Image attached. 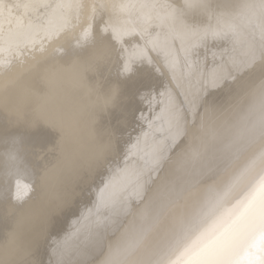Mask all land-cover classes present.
<instances>
[{
	"label": "snow or ice",
	"instance_id": "obj_1",
	"mask_svg": "<svg viewBox=\"0 0 264 264\" xmlns=\"http://www.w3.org/2000/svg\"><path fill=\"white\" fill-rule=\"evenodd\" d=\"M77 28L75 48L45 63L26 97L35 105L28 125L43 124L60 134L63 163L55 174V185L62 194L49 198L39 215L29 210L18 218L17 230L8 234L5 248L18 258L0 260V264H41L28 259L30 249L15 246L18 230L37 220L46 225L69 203L74 183L86 180L106 163L114 150L115 133L110 127L97 126L99 114L123 108L125 100L136 96L137 85L144 79L142 69L162 72L160 56L170 79L158 96L149 93L140 99L151 97L154 117L148 120L149 132L144 136L152 133L157 122L164 135L152 133L153 148L133 170L131 186L127 181L110 180L100 189L96 207L105 209V214L97 215L88 243L84 247L69 244L68 237L54 241L49 264H264V0L238 4L24 0L11 6L0 2V53L11 55L0 57V76L11 72L16 57L35 49L41 37L52 42ZM133 37L142 43L126 39ZM210 40L224 46L219 58L214 55L208 64L198 50L206 49ZM16 63L23 68L27 61ZM23 76L21 71L2 86L5 112L17 121L23 113L13 112L8 93ZM37 84L45 88L36 91ZM66 84L82 89L83 110H69L59 102ZM217 90H226V99H210ZM85 124L94 136L88 151L82 143ZM0 141L12 145L0 172V200L9 199L15 181L14 199L22 206L37 182L47 180L50 173L41 176L38 168L25 163L21 137L0 129ZM248 152L252 153L248 164L224 193L206 201L214 208L247 188L234 206L242 207L232 221V231L207 243H200L199 238L189 243L192 226L178 209L195 189L206 186L211 190L215 179ZM128 170L126 161L124 172ZM244 232L259 233V258L229 257L235 238Z\"/></svg>",
	"mask_w": 264,
	"mask_h": 264
},
{
	"label": "bare ground",
	"instance_id": "obj_2",
	"mask_svg": "<svg viewBox=\"0 0 264 264\" xmlns=\"http://www.w3.org/2000/svg\"><path fill=\"white\" fill-rule=\"evenodd\" d=\"M4 5L11 6L16 3H22L24 0H0ZM50 3H57L59 0H49ZM244 0H214V3L238 4ZM15 12V9H13ZM79 35V29L67 36L61 35L60 39L49 42L43 37L37 40L35 49H30L24 56H17L14 60V67L6 76H0V129H4L10 135H17L23 140V151L25 163L30 167H36L40 170L41 176L45 172L50 173L47 180L38 181L36 187L30 193V199L22 206L14 199L15 181H12V195L7 200H0V260H13L18 258L12 252H6V242L9 240V233L17 230L18 218L29 210L39 215L43 205L49 198L56 197L62 193L55 185V174L62 166V157L60 152V134L52 127L41 124L37 127H31L27 121L35 115V105L29 102L26 97L33 89V78L39 74L45 63L50 62L52 57H62L65 50L75 48V37ZM132 43H142L139 37L126 38ZM41 41L43 42V51H41ZM224 44L223 42L209 41L207 48H200L199 56L202 61L211 64L214 58H219ZM59 49V51H57ZM155 56L156 54L153 53ZM4 59L11 58L8 51L0 53ZM35 57V59H33ZM24 59L27 63L23 68L16 61ZM162 72H156L153 69L145 67L142 69L144 79L137 85L138 91L132 100H125L123 108L109 109L105 113H100L98 117V127L105 126L114 130V150L108 153L104 165L93 170L86 180L74 183L69 203L52 217L46 225H42L39 220L34 224L18 230L15 246L20 249H30L31 255L28 259L39 261L41 264H49L52 258L51 249L55 246L54 241H63L68 237L69 244L80 245L84 247L88 243L90 233L96 228V218L99 214L103 216L105 209H97V197L101 188L109 183L110 180L127 181L129 186L135 182L133 170L138 163H142L141 157L150 152L153 148V134L163 136L164 131L158 126L152 130L147 137L144 132H149L148 120L153 119L152 109L149 108L151 97L158 96L163 90V85L168 83L170 74L163 65V56L159 57ZM23 71V79L19 84L10 89L8 96L10 107L13 112L19 110L23 117L17 121L15 115H9L4 108L3 84L6 81L15 80L17 75ZM115 80V73L112 75ZM45 88L43 84L35 86L36 91ZM151 97L140 99L141 96ZM227 91L217 90L215 97L210 99H226ZM59 102L69 110H83L85 106V97L82 89L66 84L64 91L59 98ZM155 101L152 102V108H155ZM143 114L144 119H141ZM85 119L87 116L85 114ZM9 121H11L9 123ZM139 138V144L137 139ZM94 136L85 124L83 136V148L88 151L93 145ZM193 148H198V144H193ZM11 143L0 141V172L3 171L7 160V153L11 151ZM252 153L245 159L239 161V170L243 169L249 162ZM126 161L129 164V170L124 172ZM23 182V181H22ZM3 188V178L0 177V189ZM131 220V218H129ZM176 257H173L175 259Z\"/></svg>",
	"mask_w": 264,
	"mask_h": 264
},
{
	"label": "clouds",
	"instance_id": "obj_3",
	"mask_svg": "<svg viewBox=\"0 0 264 264\" xmlns=\"http://www.w3.org/2000/svg\"><path fill=\"white\" fill-rule=\"evenodd\" d=\"M250 152L244 153L236 160L231 168L220 174L214 181L211 190L206 186H201L191 193L183 206L178 209V212L184 216L186 222L192 226V231L189 234L188 242L197 241L207 243L208 241L219 236L221 233L227 235L232 231V221L240 211V207H234L240 200L247 188H243L240 192L233 195L232 198L225 200L219 206L212 208L206 205V201L213 198L215 195H222L226 186L232 178L240 171L239 161L245 159ZM227 230V232L225 231ZM259 233L249 235L248 232L238 235L228 253L232 259H256L261 256L258 247Z\"/></svg>",
	"mask_w": 264,
	"mask_h": 264
}]
</instances>
